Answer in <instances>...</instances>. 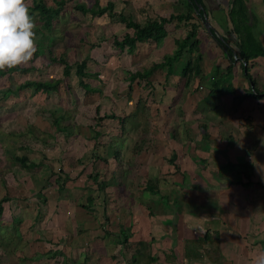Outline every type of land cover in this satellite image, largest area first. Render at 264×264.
Segmentation results:
<instances>
[{"label":"rangeland","instance_id":"1","mask_svg":"<svg viewBox=\"0 0 264 264\" xmlns=\"http://www.w3.org/2000/svg\"><path fill=\"white\" fill-rule=\"evenodd\" d=\"M43 1L54 6L53 0ZM65 1L51 29L43 28L39 14L29 10L36 23V53L20 66L28 71L0 76V197L9 198L0 217V264H116V237L108 232H117L120 225L126 227L128 209L147 202L143 185L150 172L144 157L152 149L163 148L157 143L170 139L169 133L162 141L155 135L168 119L164 113L165 119H161L159 111L165 108L159 103L173 90L164 78L166 68L157 69L147 79L130 80L133 71L149 67L161 53H150L141 62L125 50L116 53L113 38L124 33L118 17L107 13L94 16L95 0ZM97 1L104 6L108 0ZM28 2L31 7L32 0ZM231 45L237 52V45ZM52 56L57 59L53 61ZM59 57L70 66L67 76ZM184 66L182 57L175 65L176 72L182 73ZM77 69L97 76L82 77ZM214 73L217 76L216 70ZM28 79H60V83L52 92L9 90ZM80 80L97 91H86ZM256 81L263 83L264 78ZM183 99L179 100L182 109ZM96 107L100 115L114 113L128 120L105 118L99 122ZM54 115H62L64 130L53 125ZM169 117L174 141L185 120L190 125L196 123L192 113L186 118ZM93 129L98 133L95 139ZM12 154H25L46 166L22 168ZM133 181L136 185L131 187ZM57 182L64 185L61 191ZM104 191L113 192L112 215L104 214L105 197L111 201ZM87 194L91 202L85 200ZM68 209L71 211L66 212Z\"/></svg>","mask_w":264,"mask_h":264},{"label":"crops","instance_id":"2","mask_svg":"<svg viewBox=\"0 0 264 264\" xmlns=\"http://www.w3.org/2000/svg\"><path fill=\"white\" fill-rule=\"evenodd\" d=\"M108 1L114 3L115 11L139 23L154 15L165 18L193 15L188 21L175 18L168 22L165 37L145 43L134 51L139 62L145 61L150 53H161L150 64L161 62L165 54H172L176 48L175 39L185 37L189 22L198 23V53L201 55V74L190 78L189 86H185L184 75H167L165 70L164 78L173 90L169 89L170 93L159 103L165 108L159 111L161 119H168L158 129L155 126L158 130L155 135L162 141L169 133L167 138L170 139L163 144L157 143L163 148L152 149L144 157L150 172L147 180L157 182L158 191H147V202L140 201L141 208L128 209L126 227L120 225L117 232H108L116 237L115 250L119 247L120 232L126 231L130 241L142 243L141 261H145V255L157 258L151 264H252L253 257L264 251V95L259 98L248 95V81L238 60L232 63V71L226 76L229 58L216 37L228 38L231 47L230 39L238 37L232 33L228 15L232 0ZM244 2L251 31L264 46V0ZM193 4L202 10V18L190 11ZM122 31L132 33L124 24ZM249 71L255 79L264 78V56L256 57ZM214 83L218 88L211 90ZM257 83L260 89L264 88V82ZM175 86L179 88L178 95ZM198 88L201 92H197ZM181 98L185 99L184 109L179 104ZM191 113L196 123L190 125L185 120L184 125H179L183 127L178 129L180 136L175 138L176 143L172 136L174 124L169 116L186 118ZM228 162L251 163V183L244 184L248 181L244 173L239 178L242 183L230 182L232 176L229 174L220 176L219 167ZM134 185L135 181L131 187ZM135 189L139 190V185ZM111 193L104 191V195H110V200L114 199ZM89 196L86 195V201ZM113 203V200L107 202L105 197L104 214H113ZM68 219L69 216L65 220ZM132 256L129 252L122 258L115 256V263L134 264Z\"/></svg>","mask_w":264,"mask_h":264},{"label":"trees","instance_id":"3","mask_svg":"<svg viewBox=\"0 0 264 264\" xmlns=\"http://www.w3.org/2000/svg\"><path fill=\"white\" fill-rule=\"evenodd\" d=\"M53 5H47L43 0H32V5L29 7L30 11H36L39 14L41 26L46 29H51V26L53 24L54 19H56L60 13L63 10V5L65 4V0H53ZM96 9L92 11V14L95 15H103L107 13L110 17L117 16V21L124 24V26L128 29L132 30V33L130 32H124L121 37L115 36L113 38V44L115 47V50L119 51H126L128 54H133L134 51L138 50L143 44L145 43H151V42H157L163 37L166 36L167 30H166V24L173 19L178 20H186L193 18V15L191 13L188 14H177V15H171L168 18L165 17H159V16H148L146 20L142 23L136 22L132 20L131 18L127 17L123 12H117L114 10V3L112 1H107L104 6L100 5L97 0H95ZM82 12H86L87 9H84L82 7L78 8ZM190 11L195 13L199 18H202V10L198 9L195 4L190 6ZM33 14V13H32ZM229 19L232 24V33L238 35V37H234V40L232 41L235 43L238 47V51L236 52L228 43L229 39L222 37L217 38L212 28H209V31L211 34H213L220 46L226 51L228 58H229V65L226 67V76H228L232 71V63L235 60H238L240 62L241 68L243 70V75L248 81V88L247 93L249 96L259 98L264 95V88L260 89L258 87L256 79L252 76V74L249 71L250 66L253 64V60L258 56H264V46L261 45L254 37L251 26L249 25V15L247 12V7L244 2V0H232V5L228 11ZM190 28L185 37L182 40L175 39L176 49L172 54H165L163 56V60L161 62L152 63L149 67L144 68L142 71L135 70L131 73L130 80L133 81L137 78L140 79H147L153 72H155L159 68H166V74H178V75H184L186 77L185 86H189L190 78L193 76H198L201 74L200 65L199 62L201 60V55L198 53L199 49V39L197 36V30H198V23L196 22H189ZM232 33H228L233 36ZM36 53V52H35ZM184 58L185 66L182 69V73H177V68H175V65H178L179 59ZM53 61H55L57 58L51 57ZM58 60L64 64L63 68V74L67 76L70 73V66L65 61L63 57H59ZM14 70L19 71H28V68L25 67H15L12 69H5L4 71H0V76H4L5 74H10ZM78 73L79 70H76ZM82 77L85 76H91L95 77L97 76V73H90L87 71H83L80 73ZM60 83V79L55 80H25L22 83H19L14 89L9 88V90L13 93L29 88L32 89L33 92L37 91H45V92H52L55 91L58 88V85ZM79 84L89 92H95L97 91V88L90 86L88 83H85L84 81L80 80ZM218 88V84L214 83L212 85L211 90H215ZM196 89V88H195ZM227 92L229 87L226 88ZM132 85H128V93H131L132 91ZM230 90V89H229ZM232 91V90H231ZM229 91V92H231ZM214 92V91H212ZM52 115V113H51ZM61 117L62 115H54L52 117L53 119V125L56 127L57 130L62 131L65 128V125H61ZM95 117L96 119L101 122L105 118H111V119H117L118 121H123L127 117H119L115 115L114 113L110 114H99V108H95ZM125 120V121H126ZM94 136L92 137L95 139V136L98 135L96 131L93 129ZM12 159L15 163L19 164L22 168L27 169H34L37 167H43L46 166V164L43 161H33L29 159V157L25 154L17 155L12 154ZM253 165L251 163L246 162H239V163H226L219 167L218 173L220 176H226L229 174L232 176V179H230V182H240L242 181L239 179L241 174L244 173L245 176L248 178V181H246L244 184L249 185L250 182V171L252 170ZM60 173L62 172V169H59ZM57 188L59 191H61L64 187L63 183L59 184L57 182ZM143 189L155 193V191H158V185L157 182L152 181L149 179L146 181L143 185ZM9 200L8 196H2L0 197V217L3 214V203L7 202ZM88 202L92 201V197L87 198ZM119 239L117 243L119 244V247L116 248L114 253L115 256L118 258H122L123 254L125 253H131L132 256V262L134 264H151L155 260H157L156 257L151 255H145V261H141L140 256L143 255L141 253V244L142 243H135L133 241L129 240V233L126 231H122L119 234ZM135 247H138L134 249ZM138 252V253H136ZM116 254V255H115ZM169 255H166V258H168ZM129 264H131L129 262Z\"/></svg>","mask_w":264,"mask_h":264},{"label":"clouds","instance_id":"4","mask_svg":"<svg viewBox=\"0 0 264 264\" xmlns=\"http://www.w3.org/2000/svg\"><path fill=\"white\" fill-rule=\"evenodd\" d=\"M35 28L28 0H0V71L31 61L37 50ZM252 264H264V251Z\"/></svg>","mask_w":264,"mask_h":264},{"label":"water","instance_id":"5","mask_svg":"<svg viewBox=\"0 0 264 264\" xmlns=\"http://www.w3.org/2000/svg\"><path fill=\"white\" fill-rule=\"evenodd\" d=\"M206 23V25H207V27H208V23L207 22H205Z\"/></svg>","mask_w":264,"mask_h":264}]
</instances>
